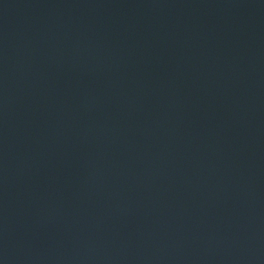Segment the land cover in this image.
Returning <instances> with one entry per match:
<instances>
[{
	"label": "water",
	"instance_id": "obj_1",
	"mask_svg": "<svg viewBox=\"0 0 264 264\" xmlns=\"http://www.w3.org/2000/svg\"><path fill=\"white\" fill-rule=\"evenodd\" d=\"M0 264H264V0H0Z\"/></svg>",
	"mask_w": 264,
	"mask_h": 264
}]
</instances>
